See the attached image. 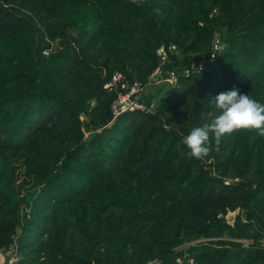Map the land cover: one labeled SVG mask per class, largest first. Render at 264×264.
<instances>
[{"label":"trees","instance_id":"16d2710c","mask_svg":"<svg viewBox=\"0 0 264 264\" xmlns=\"http://www.w3.org/2000/svg\"><path fill=\"white\" fill-rule=\"evenodd\" d=\"M171 45L154 111L114 117L113 76L145 84ZM233 88L264 105V0H0V261L264 264V135L182 143Z\"/></svg>","mask_w":264,"mask_h":264},{"label":"clouds","instance_id":"9594fccd","mask_svg":"<svg viewBox=\"0 0 264 264\" xmlns=\"http://www.w3.org/2000/svg\"><path fill=\"white\" fill-rule=\"evenodd\" d=\"M209 103L214 109L207 114L209 122L192 127L182 138L190 156L199 158L207 154L210 135L219 138L241 129L259 130L264 135V105L248 94L233 88L217 94Z\"/></svg>","mask_w":264,"mask_h":264},{"label":"built area","instance_id":"2783aa9c","mask_svg":"<svg viewBox=\"0 0 264 264\" xmlns=\"http://www.w3.org/2000/svg\"><path fill=\"white\" fill-rule=\"evenodd\" d=\"M225 49V44L221 41L219 36H216L212 46L211 52L209 54L208 59L214 60L216 56L221 54ZM178 49L176 46H169V47H161L158 51V55L160 57V65L157 70L149 77L148 81L143 84L141 82L134 83L131 87L127 88L126 86L121 84V89H125V93H120L118 99L112 105V111L114 117L119 116L122 113L127 111H134L136 109H144V106L140 103V98H143L145 95V91L153 86L158 80L163 81L165 78H168V81L173 82V84L177 80V75L174 71H164V68L167 64L170 63V54L177 53ZM206 61V58L200 57L197 58L195 61L191 63L190 68L186 69L184 74L186 76L190 75L191 73L200 72L203 69V65ZM122 75L116 73L112 81L107 85L108 88L117 87L118 83H121ZM247 244V241L244 242ZM157 263V262H156ZM150 264V263H149Z\"/></svg>","mask_w":264,"mask_h":264},{"label":"rangeland","instance_id":"374dc122","mask_svg":"<svg viewBox=\"0 0 264 264\" xmlns=\"http://www.w3.org/2000/svg\"><path fill=\"white\" fill-rule=\"evenodd\" d=\"M71 36L74 37L73 34H71ZM55 47H58V43L55 44ZM172 85L173 82L168 81V78H165L163 81L158 80L153 86L149 87L145 91L143 98H140V103L144 106V109L154 111L157 100ZM93 104L94 103L92 102V105ZM84 131L86 133V137H90L92 134H94V132H91L87 128H84ZM237 216V213H231L225 218V220L228 223H233ZM240 218L241 220L245 218L243 213H240ZM183 248L184 247L180 248L179 250H182ZM13 261H15L13 250L10 249L9 251L1 253L0 264H11ZM150 264L158 263L151 262ZM177 264H192V262H190L188 259H180L178 260Z\"/></svg>","mask_w":264,"mask_h":264},{"label":"water","instance_id":"95a60500","mask_svg":"<svg viewBox=\"0 0 264 264\" xmlns=\"http://www.w3.org/2000/svg\"><path fill=\"white\" fill-rule=\"evenodd\" d=\"M117 89H118V92H120V90H121V83H118L117 84ZM94 136H95V134H92L90 137L92 138Z\"/></svg>","mask_w":264,"mask_h":264}]
</instances>
